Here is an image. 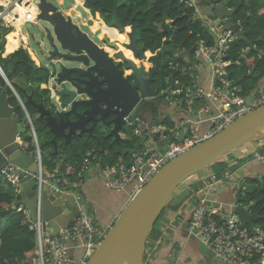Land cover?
<instances>
[{
  "label": "water",
  "instance_id": "95a60500",
  "mask_svg": "<svg viewBox=\"0 0 264 264\" xmlns=\"http://www.w3.org/2000/svg\"><path fill=\"white\" fill-rule=\"evenodd\" d=\"M38 1L39 14L33 24H38L39 33L30 35L23 32L26 38L29 36L30 40L35 39L43 57H40V65L35 64V71L41 72L26 79L27 85L33 87L31 81L43 79L39 82L43 92L37 101L33 93L19 86L24 96V100H19L24 109L22 116L11 102L10 91L17 96V90L5 73L1 72L7 86L0 87V169L9 163L15 165L14 174L18 177V185L12 208L23 205L29 211L31 220L35 221L40 205L39 216L43 230L59 237L61 229H72L83 209L82 203L75 193L65 190L55 179L40 181L43 159L40 150V153L28 150L27 137L35 138V134L25 102L34 106L40 120L37 130L41 138L52 145L57 157V176L64 178L66 176L62 173V166L67 158L61 146L72 148L86 144L91 148L87 157L94 162L99 154L115 144L122 145L124 154L134 153L139 151L137 145L147 147L150 145L148 143H155L160 146L173 139L181 141L189 135L194 123L202 125L204 120L192 119L198 116V104L194 102V112L191 114L183 95L186 87H193L196 72L200 70L198 61L193 57L195 46L184 48L183 44L174 42L173 37L169 38V42L167 38L158 39L151 49L144 44L138 46L139 38L132 22L124 26L116 19L117 6L113 9L115 20L112 26L119 32L130 28L127 31L130 42L121 43L132 50L133 58L125 56L119 50V44L112 42L107 34L102 38L103 45L94 42L73 21L71 14H65L59 9L58 4L62 0ZM192 1V7L199 12L191 20L202 21L205 17L247 41L249 50L255 49V41L247 40L240 26L232 22L236 8L230 9L223 3L224 0ZM241 4L247 5V0H241ZM92 23L93 20L90 21ZM168 28L172 30V26H167L164 31ZM168 45L172 46L174 53L171 59L164 61L160 50ZM107 47L115 50L114 56L106 50ZM179 59L184 65L172 72L168 66L170 61L176 62ZM185 66L191 68L193 82L187 80ZM177 74L182 77L179 78ZM238 85L239 81L233 82L229 90ZM263 85L264 75L257 86ZM176 97L180 99L175 100ZM150 103L153 104L151 109ZM167 119L172 125L167 124ZM159 125L166 129L150 133L152 128ZM263 126L264 105L240 116L211 138L169 161L128 201L87 264H144L151 231L178 187L229 152L250 142L264 140V135H261L238 143L248 130ZM134 127L135 133L137 128L140 130L139 134L136 133L140 138L138 143L131 137V129ZM45 168L43 165L44 171ZM236 201L239 204L235 206L234 212L240 223L253 229L262 216L252 212L250 198L241 196L240 191L236 192ZM62 241L69 245L74 259L75 242Z\"/></svg>",
  "mask_w": 264,
  "mask_h": 264
},
{
  "label": "built area",
  "instance_id": "2783aa9c",
  "mask_svg": "<svg viewBox=\"0 0 264 264\" xmlns=\"http://www.w3.org/2000/svg\"><path fill=\"white\" fill-rule=\"evenodd\" d=\"M23 2L24 0H11L7 4L0 5V27H17L18 20H22L25 15L14 12V9L18 4H23ZM186 4L189 7L194 6L192 0H187ZM196 12L198 13L199 11L196 10ZM36 18L32 19L30 14L26 15L25 19H23L22 30L27 23H34ZM202 24L213 34L215 42L212 45L199 42L194 52V59L199 62L200 60L207 61L211 64L213 68L212 80L215 86L211 91L186 87L183 90V95L188 108H192L197 99H206L214 105L215 114L208 119L214 125L202 132L198 123H194L189 130V135L181 141L173 139L160 146L155 143H148L150 145L133 154L131 161H121L101 168L106 185L115 191L127 190L129 200L169 161L198 143L211 138L215 133L226 128L240 116L264 105V85L254 94L246 96L238 93L236 87L229 90L233 81L228 77L227 66L231 62L226 58L231 44L238 40V35L231 30H225L222 25L213 24L212 21L206 18L202 19ZM4 37L6 36L4 35ZM2 40L3 38L0 35V42ZM27 51L29 54H31V51L33 52L31 46L28 47ZM244 53L245 50L242 54ZM176 68L177 64L174 65L171 62L170 69L174 71ZM0 72H4L1 63ZM222 97L226 98L227 101H224ZM209 103L203 105V113H207L210 109ZM162 131V127L159 125L152 128L150 133ZM136 133H140L139 128L136 129ZM254 157L264 160V153L255 152ZM39 160L41 162L40 155ZM88 164L89 160L86 158L83 168L78 174L80 177L87 169ZM14 169L15 165L9 163L1 169V172L5 180L17 186L18 177L14 174ZM57 173L58 171H55V173L45 172L43 164L40 165V181H44L46 178H53L64 187L76 188L80 185V182H73L68 178H59ZM237 190L245 195L246 188L242 184L237 185ZM206 196V193H204L197 198V203L192 210L188 225L189 231L202 240L205 247L214 254L221 264H264V225L257 224L253 229L242 225L233 209L227 210L222 204L209 203L206 201ZM76 197L81 200L82 195L76 194ZM39 210L40 205H38L37 218L31 223V229L36 234L37 246L35 254L38 264H46V262L54 264H87L88 259L98 248L107 232L97 227L94 215L82 209L72 229L63 228L59 237H55L43 230ZM25 213L30 218L29 211H25ZM62 240L75 242L77 247H82V257L73 259L69 245Z\"/></svg>",
  "mask_w": 264,
  "mask_h": 264
},
{
  "label": "trees",
  "instance_id": "16d2710c",
  "mask_svg": "<svg viewBox=\"0 0 264 264\" xmlns=\"http://www.w3.org/2000/svg\"><path fill=\"white\" fill-rule=\"evenodd\" d=\"M115 6H117L116 19H119L124 26H127L131 21L136 29L139 44L146 45L148 49L155 47L158 39L167 38L169 42L170 37H173L174 42L183 44V47L187 49L191 46H195L196 49L199 42L208 45L215 42L213 34L202 25L200 19L191 20L195 16V10L187 6L183 0H84V7L90 11L95 20L103 22L100 19H105L110 25H106L108 28H112L109 19L115 20L112 15ZM227 6L236 8L232 22L240 25L247 40L255 41V49L249 50L247 41L236 40L231 44L226 58L231 62L227 66L229 79L234 82L239 81L241 85L240 94L246 96L251 94V91L255 89L258 81L264 75V0H247V5H242L241 0H228ZM166 19L173 20L170 25L172 30L168 28L167 31H164ZM10 30L11 28L0 27V35L3 38L0 45H3V49L5 45L4 35ZM157 33L159 34L157 35ZM17 44L19 43L16 41L10 42L12 46H17ZM244 50L245 53L242 54ZM1 51L0 63L3 65L9 80L11 81L14 77L23 79V83L26 85L21 83L15 85L23 86L28 93H33L38 101L43 90L40 86H28L26 81L34 74L40 73L35 71V62L29 52L20 47L7 57H2ZM160 51L163 55V50ZM178 63L180 66L184 65L181 59L178 60ZM178 77L181 78L182 75H178ZM186 78L190 80L189 74H186ZM6 86L5 79L0 75V87ZM10 93L12 94L11 91ZM11 102L24 116V109L13 94ZM25 105L30 115L40 123L34 106L29 102H25ZM166 122L172 125L169 119ZM38 132L40 133L39 130ZM27 146L29 151L36 150L32 136L27 137ZM41 146L44 150L43 153L41 152L43 165L48 172L55 173L58 171V166L52 145L43 139ZM60 149L65 151L67 158L62 166V173L66 176L65 178L71 181L75 180L78 178L91 148L82 143L72 148H62L61 146ZM108 149L99 154L94 162L88 158L89 164H97L99 169L104 167L101 163H106L107 160L112 164L128 160V154L122 153L121 144H115ZM98 161L101 163H97ZM245 184L247 185L245 195L253 203L251 210L262 216L258 224L264 225V177L247 179ZM16 190L17 188L11 182L3 178L0 170V264H38L35 254L36 234L31 229L32 220L28 218L24 209L12 208L17 194ZM158 222L159 219L152 231L155 230Z\"/></svg>",
  "mask_w": 264,
  "mask_h": 264
},
{
  "label": "crops",
  "instance_id": "0c3cea01",
  "mask_svg": "<svg viewBox=\"0 0 264 264\" xmlns=\"http://www.w3.org/2000/svg\"><path fill=\"white\" fill-rule=\"evenodd\" d=\"M4 2L7 1L0 0V5L4 4ZM76 2L85 13H88L90 17H92L90 11L84 7V0ZM223 3L227 4L228 0H224ZM65 14H71L73 21L77 22L81 29L85 31L88 30L87 32H89V35L100 43L102 42L104 34H107L108 27L106 25L108 24L105 19H100L103 22L95 21L98 22V28L93 30L90 24L91 19L88 26H83L81 23L80 11L74 9ZM109 20L111 23L114 21L112 18ZM9 28H11L10 32L5 34V45L4 49L1 51L2 57H7L10 53L20 47L27 50L28 47H30L29 36L27 38L25 37L22 28L20 31L21 35L17 38L16 36L10 35L17 30V27L12 26ZM110 32L112 33V40L114 43L122 45L121 41L117 40L124 39L123 36L118 33L119 30L116 32V30L112 29ZM163 40H165V38H163ZM15 41L19 43L17 46L10 45V42ZM31 50H33L32 47ZM175 52L177 53L178 51L175 50ZM30 55L32 58L33 55L36 57L35 59L33 58L36 65L41 64V59L34 50L33 52L31 51ZM197 66L200 71L196 72L193 88H202L205 91H211L215 86L212 80L213 68L211 64L207 61L200 60V62L198 61ZM190 69L191 68L186 67V70L192 77L193 74ZM5 74L7 75L6 72ZM126 74H128V72ZM13 80L14 83H20V79L17 77L13 78ZM13 80H11V83H13ZM34 82V80L31 81L33 87H35ZM42 87H44V85H42ZM239 87H241L240 84L236 87L237 92ZM259 88L260 87L256 86L251 94H254ZM17 98L19 100L21 99L20 101H22V99L24 100V96L20 91H17ZM179 99L180 97H176L175 100ZM206 103H209L206 99L196 100L200 112L198 111L197 117L192 118L195 120H204V122L201 123L202 125H199L202 132L213 127L211 121L208 119L215 114V107L211 103H209L210 109L208 112L203 113V105ZM188 109L189 112L193 114L194 108L192 107ZM31 120L33 121L34 126L33 133H36L37 136V141L35 140V146L37 149L39 147V142H42L43 139L37 130L39 122L33 117H31ZM165 129V126L162 127L163 131ZM184 131L187 130L184 129ZM144 147L137 148V150H142ZM255 152L264 153V140L250 142L249 144L229 152L219 161L196 173L194 178H191L192 180L189 179L182 184V188L178 190L175 199L172 200L169 210H167V215L164 218H161L155 230L151 231L145 251L144 264H221L214 254L205 247L202 240L189 231L188 225L192 210L197 203V198L204 193H206V201L209 203L216 205L222 204L225 208H230L232 205L237 204V191L234 186L247 179L264 177V160L256 159L254 157ZM134 153H127L128 162L132 160ZM99 162L100 161L97 163ZM108 162L109 161L107 160L106 163H100L105 167L108 165ZM110 164L112 163L109 162V165ZM114 164H117V162ZM45 170L48 172L47 168H45ZM72 181L80 182V185L76 188L65 187V190L75 194H81L82 198L80 202L82 203L83 209L94 215L98 228L108 231L128 203V191H115L110 189L105 183L101 168L98 169L96 164H89V168L82 173V176H78V178H75V180ZM18 208L26 210L23 205H19ZM175 208L180 209L181 213L175 215ZM82 255L83 248L77 247L76 244L73 250L74 259H79ZM46 264L54 263L46 262Z\"/></svg>",
  "mask_w": 264,
  "mask_h": 264
},
{
  "label": "rangeland",
  "instance_id": "374dc122",
  "mask_svg": "<svg viewBox=\"0 0 264 264\" xmlns=\"http://www.w3.org/2000/svg\"><path fill=\"white\" fill-rule=\"evenodd\" d=\"M9 0H7V2H8ZM52 1H54V0H52ZM78 2H80V0H77ZM6 2V3H7ZM31 2V0H28V3L27 4H29ZM55 2V1H54ZM75 4L76 6H77V2L76 1H68V3L66 4V6H63V5H65V3H63V5L61 6H59V8L64 12V13H68L70 10V7L73 5V4ZM26 5V4H25ZM65 7V8H64ZM28 8V7H27ZM37 12H38V10H37ZM92 18V17H91ZM90 21V20H89ZM95 24L97 25L98 24V22H95ZM100 24V23H99ZM102 26V25H101ZM23 30H24V32H27L28 34H38L39 33V31H38V24H36V25H34L33 24V22L32 23H27L24 27H23ZM130 30V29H129ZM33 39V38H32ZM125 40V39H124ZM128 41L130 42V39H129V37H128ZM127 41V43H129ZM29 44H30V46L32 47V49L34 50V52L35 53H37L38 54V56L39 57H41L42 59H43V57H42V55H41V52H40V48L39 47H37V44L35 43V39H33V40H29ZM123 45V44H122ZM124 46V45H123ZM138 46H141L140 44L138 45ZM119 47H120V45H119ZM1 50H3V45H0V51ZM107 50V49H106ZM119 50H120V48H119ZM167 50H171V52L170 53H168V51ZM173 53H174V50L172 49V46H165L164 47V49H163V55H162V58H163V60L164 61H166L167 59H171L172 58V56H173ZM40 58V59H41ZM39 72H41V70H38V72L37 73H39ZM15 78V77H14ZM13 80V79H12ZM41 80H43V79H39V78H37V79H35L34 81H35V83H37L38 84V86H39V82L41 81ZM25 81V80H24ZM21 84H24V85H26V83H23V79H21L20 81H19ZM13 83H14V80H13ZM17 83V82H16ZM16 83H14V87L16 88V90L17 91H20L18 88V86L17 85H15ZM18 84V83H17ZM37 87V86H36ZM238 93H241V87H239L238 88ZM12 94L17 98V96H16V94H14L13 92H12ZM223 98V100L224 101H227L226 100V98H224V97H222ZM17 100L19 101V99L17 98ZM19 103H20V101H19ZM20 105H21V103H20ZM21 107H22V105H21ZM131 137L133 138V140H135V142H140V138L136 135V133H135V127L134 128H132L131 129ZM41 144H42V142H39V149L41 150V152L43 153V147L41 146ZM137 148H141L140 147V145H137ZM194 176L195 175H193L191 178H194ZM191 178H189V179H191ZM188 179V180H189ZM192 180V179H191ZM182 184L178 187V189H177V191L175 192V194L173 195V198L170 200V202H168V204L166 205V207H165V209H164V211L162 212V214L160 215V217H159V221H160V219L161 218H164L166 215H167V210H169V208H170V206H171V203H172V200H174L175 199V197H176V194L178 193V190L180 189V188H182ZM179 213H181V210L180 209H174V214L176 215V214H179Z\"/></svg>",
  "mask_w": 264,
  "mask_h": 264
},
{
  "label": "bare ground",
  "instance_id": "6f19581e",
  "mask_svg": "<svg viewBox=\"0 0 264 264\" xmlns=\"http://www.w3.org/2000/svg\"><path fill=\"white\" fill-rule=\"evenodd\" d=\"M11 0H9L8 2H10ZM73 1H77V0H73ZM7 2V3H8ZM37 2H38V0H35L34 1V3H32V8L34 9V11L35 12H37V10H38V12H37V14H36V16H35V18L38 16V14H39V9L37 8ZM5 4H7L6 2H4ZM27 3H28V0H24V2H23V4H18L16 7H15V9H14V12H18V13H20V14H24L25 15V13H26V15H27V9H26V5H27ZM26 4V5H25ZM61 4V3H60ZM60 4H58V6H60ZM28 8H31V7H28ZM25 17L26 16H24L23 17V19H25ZM34 18V19H35ZM18 20V23H17V30L15 31V32H13V33H11L10 35H13V36H16V38L19 36V35H21V33H20V31H21V27H22V24H23V21L24 20ZM91 20H93V21H97V20H95L94 18H93V16H92V18H91ZM98 22H100V21H98ZM77 25H79L77 22H75ZM93 24V23H92ZM91 24V25H92ZM80 27V26H79ZM81 28V27H80ZM112 29H114V30H117L115 27H112V28H108V33H110V30H112ZM130 29V28H129ZM129 29H126V31H124V32H118V30L116 31V32H118L120 35H122L123 36V38L125 39H117V40H119V41H125V42H127L128 41V36H127V31H129ZM83 30V29H82ZM85 33H87L88 34V36L94 41V42H96L97 44H100V42H98L95 38H93V37H91L90 35H89V32H87V31H85V30H83ZM129 42V41H128ZM120 50H122L123 52H124V54H125V56H127V57H129V58H133V53H132V50L131 49H128V48H126V47H124V46H122V45H120ZM108 51H109V53H111V50H113V49H110V48H106ZM114 51V50H113ZM147 55H150V51H148L147 52ZM33 58L35 59L36 57L33 55ZM136 62H138L137 60H136ZM261 135H264V126L263 127H259V128H254V129H250V130H248L247 132H246V134L244 135V136H242L240 139H239V141H238V143H240V142H244V141H246V140H248V139H251V138H254V137H258V136H261Z\"/></svg>",
  "mask_w": 264,
  "mask_h": 264
},
{
  "label": "flooded vegetation",
  "instance_id": "af4514ba",
  "mask_svg": "<svg viewBox=\"0 0 264 264\" xmlns=\"http://www.w3.org/2000/svg\"><path fill=\"white\" fill-rule=\"evenodd\" d=\"M34 1H35V0H31V2L25 6L26 9H27V16H28V14H30V16H31L32 19H34L35 16H36V14H37V12H35L34 9H33L32 6H31L32 3H34ZM54 1H55V0H54ZM63 3H65V5H63ZM67 3H68V0H63V1L61 2L60 5H61V6H62V5H63V6H66ZM72 4H73V3H72ZM27 7H31V8H27ZM64 8H65V7H64ZM74 9L80 11V13H81V14H80V18H81V23L83 24V26H88V25H89V20L91 19L90 15H89L88 13H85V12L83 11V9H81V7H79L78 5L76 6L75 4H73V5L70 7L69 10H74ZM25 16H26V13H25ZM91 28H92L93 30H96V29L98 28V25H96L95 23H93V25H91ZM116 31H117V30H116ZM106 33L109 35L110 40H111L112 42H114V41L112 40V33H111V32H110V33L106 32ZM24 39H25V37H24ZM100 45H103V43L101 42ZM113 53H114V51L111 50V53H110V54H113ZM152 105H153V104L150 103V106H149L150 109L153 107Z\"/></svg>",
  "mask_w": 264,
  "mask_h": 264
},
{
  "label": "clouds",
  "instance_id": "9594fccd",
  "mask_svg": "<svg viewBox=\"0 0 264 264\" xmlns=\"http://www.w3.org/2000/svg\"><path fill=\"white\" fill-rule=\"evenodd\" d=\"M185 3H186V1L185 0H183ZM187 5V4H186ZM191 8H193V7H191ZM230 8V7H229ZM230 9H232V8H230ZM195 10V9H194ZM195 14H196V10H195ZM205 18V17H204ZM207 19V18H206ZM169 21V23H167ZM171 21H173V20H170V19H166L165 20V27H167V26H170L171 25ZM202 22V21H201ZM203 25V24H202ZM240 26V25H239ZM239 39V38H238ZM125 43V42H124ZM110 49H113L112 47H109ZM129 49V48H128ZM114 50V49H113ZM114 54H115V50H114V53L113 54H110L111 56H114ZM31 56V55H30ZM193 57H194V53H193ZM33 60V59H32ZM34 61V60H33ZM172 61H170V63H171ZM170 63H169V69H170ZM174 65H176L177 64V68L180 66V63H178V60L176 61V62H172ZM2 65V64H1ZM183 66V65H182ZM181 66V67H182ZM186 67V66H185ZM3 68V67H2ZM176 68V69H177ZM171 70V69H170ZM3 71H4V73H5V70L3 69ZM175 71V70H174ZM174 71H172V72H174ZM185 72H186V74H189V78H190V80H192V77H191V75H190V73L185 69ZM0 74H2L1 72H0ZM6 75V74H5ZM7 76V75H6ZM7 78H8V76H7ZM11 82V81H10ZM234 82V81H233ZM32 117V116H31ZM40 124V123H39ZM35 134V136H36V133H34ZM37 141V136H36V138H34V141ZM38 152H39V147L36 149ZM41 151V150H40ZM40 153V152H39ZM42 154V153H41ZM1 170V169H0ZM46 171V170H45ZM59 178H61V177H59ZM61 179H64V178H61ZM246 181V180H245ZM245 181H242L241 183H239L240 185L242 184V186H244L245 188H247V185L245 184ZM237 185L238 184H236L234 187H235V189H236V191H238L237 190ZM16 188H17V186H15ZM246 193V192H245ZM241 196H243V197H247L246 195H243L242 194V192H241ZM248 198V197H247ZM15 201V200H14ZM250 203L251 204H253L252 203V201L250 200ZM13 204H14V202H13ZM239 203L237 202V204H234V205H232L230 208H226L227 210H230V209H235V206L236 205H238ZM18 208V207H17ZM19 209H22V208H19ZM25 210V209H24ZM27 210V209H26ZM25 210V211H26ZM28 211V210H27ZM31 219V218H30ZM258 224V223H257ZM245 226H249V225H245Z\"/></svg>",
  "mask_w": 264,
  "mask_h": 264
}]
</instances>
